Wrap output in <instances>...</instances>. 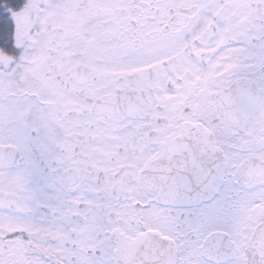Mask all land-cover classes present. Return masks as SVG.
I'll use <instances>...</instances> for the list:
<instances>
[{"label":"snow or ice","instance_id":"1","mask_svg":"<svg viewBox=\"0 0 264 264\" xmlns=\"http://www.w3.org/2000/svg\"><path fill=\"white\" fill-rule=\"evenodd\" d=\"M0 264H264V0H0Z\"/></svg>","mask_w":264,"mask_h":264}]
</instances>
